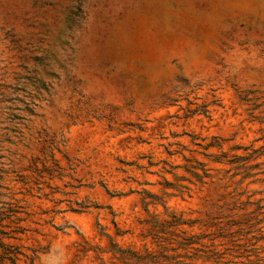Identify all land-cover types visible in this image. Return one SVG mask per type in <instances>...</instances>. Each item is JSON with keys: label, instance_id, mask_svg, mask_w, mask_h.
I'll return each instance as SVG.
<instances>
[{"label": "rangeland", "instance_id": "rangeland-1", "mask_svg": "<svg viewBox=\"0 0 264 264\" xmlns=\"http://www.w3.org/2000/svg\"><path fill=\"white\" fill-rule=\"evenodd\" d=\"M0 264H264V0H0Z\"/></svg>", "mask_w": 264, "mask_h": 264}]
</instances>
